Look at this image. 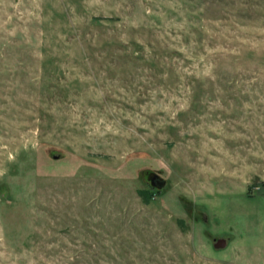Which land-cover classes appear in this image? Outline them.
<instances>
[{"label": "rangeland", "instance_id": "1", "mask_svg": "<svg viewBox=\"0 0 264 264\" xmlns=\"http://www.w3.org/2000/svg\"><path fill=\"white\" fill-rule=\"evenodd\" d=\"M0 264H264V0H0Z\"/></svg>", "mask_w": 264, "mask_h": 264}, {"label": "water", "instance_id": "2", "mask_svg": "<svg viewBox=\"0 0 264 264\" xmlns=\"http://www.w3.org/2000/svg\"><path fill=\"white\" fill-rule=\"evenodd\" d=\"M161 185V182L159 183V186ZM223 245V241L222 240H218V245L216 246H222Z\"/></svg>", "mask_w": 264, "mask_h": 264}]
</instances>
